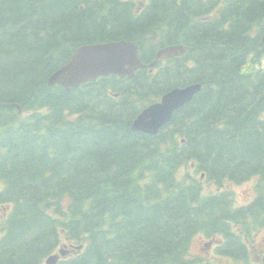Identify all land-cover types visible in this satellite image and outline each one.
<instances>
[{"label":"trees","instance_id":"16d2710c","mask_svg":"<svg viewBox=\"0 0 264 264\" xmlns=\"http://www.w3.org/2000/svg\"><path fill=\"white\" fill-rule=\"evenodd\" d=\"M263 33L264 0H0V264H44L64 246L83 250L58 264H258ZM121 40L145 65L187 51L137 78L49 85L77 48ZM192 84L158 135L132 130ZM248 182L247 206L220 191ZM198 235L218 238L220 260L191 254Z\"/></svg>","mask_w":264,"mask_h":264},{"label":"water","instance_id":"95a60500","mask_svg":"<svg viewBox=\"0 0 264 264\" xmlns=\"http://www.w3.org/2000/svg\"><path fill=\"white\" fill-rule=\"evenodd\" d=\"M264 42V33L262 37ZM186 52L183 46L167 47L161 49L156 55L158 60L181 56ZM144 64L138 55L137 46L129 41H113L94 45H85L77 48L69 62L60 68L49 80L54 86L59 84L66 90L79 88L81 85L96 81L101 77L117 75L124 77H137L136 72ZM199 84L174 89L163 96L160 103L146 108L133 123V130L145 134H157L160 129L171 121L173 114L191 102L201 91ZM65 254V253H61ZM58 255L50 256L46 264H56Z\"/></svg>","mask_w":264,"mask_h":264},{"label":"rangeland","instance_id":"374dc122","mask_svg":"<svg viewBox=\"0 0 264 264\" xmlns=\"http://www.w3.org/2000/svg\"><path fill=\"white\" fill-rule=\"evenodd\" d=\"M262 67H264V60H263ZM229 190L233 191L235 195V199L238 202L239 206L250 203L254 198V184L251 182L244 183L242 185L231 186V189ZM1 218H2V213L0 211V222H1ZM1 236H2V233H0V237ZM262 241H264V231L256 236L255 250L257 253H259L262 250V246H263ZM207 243L212 244L213 241H210L209 239H206L201 235L196 236L192 244L191 253L193 255H203L207 249V252H209L207 254L208 259H215L217 257L216 251L206 248L205 245Z\"/></svg>","mask_w":264,"mask_h":264},{"label":"bare ground","instance_id":"6f19581e","mask_svg":"<svg viewBox=\"0 0 264 264\" xmlns=\"http://www.w3.org/2000/svg\"><path fill=\"white\" fill-rule=\"evenodd\" d=\"M129 42H131V41H129ZM132 43H133V42H132ZM159 51H160V50H159ZM159 51H158V52H159ZM158 52H157V53H158ZM156 55H157V54H156ZM155 61H156V60H155ZM155 61H154V62H155ZM68 62H69V61H68ZM68 62H67V63H68ZM154 62H153V63H154ZM65 65H66V64H65ZM65 65H64V66H65ZM50 79H51V77H50ZM50 79H49V80H50ZM49 85H50V84H49ZM50 86H51V85H50ZM136 119H137V118H136ZM136 119H135V120H136ZM134 122H135V121H134ZM134 122H133V123H134ZM132 130H133V125H132Z\"/></svg>","mask_w":264,"mask_h":264}]
</instances>
